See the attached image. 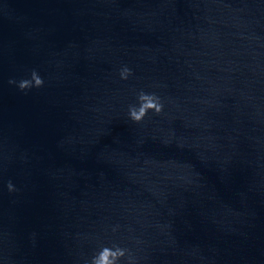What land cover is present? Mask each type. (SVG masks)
<instances>
[{
  "label": "water",
  "instance_id": "95a60500",
  "mask_svg": "<svg viewBox=\"0 0 264 264\" xmlns=\"http://www.w3.org/2000/svg\"><path fill=\"white\" fill-rule=\"evenodd\" d=\"M113 245L264 264V0H0V264Z\"/></svg>",
  "mask_w": 264,
  "mask_h": 264
},
{
  "label": "clouds",
  "instance_id": "9594fccd",
  "mask_svg": "<svg viewBox=\"0 0 264 264\" xmlns=\"http://www.w3.org/2000/svg\"><path fill=\"white\" fill-rule=\"evenodd\" d=\"M129 75H131V70L125 66L121 70L120 76L122 79H127ZM43 83L44 81L39 74L35 70H32L31 79H22L18 82L17 86L21 91H24L32 87H42ZM9 84H17V81L10 79ZM138 102V107L133 105L129 106V118L135 123H140L149 111H153L156 114H160L163 111V104L160 98L154 93L149 94L141 90L138 93ZM7 187L9 192L16 190L11 181H9ZM126 253V249L117 245H113L111 248L103 247L91 258L90 264H118L120 259L125 257Z\"/></svg>",
  "mask_w": 264,
  "mask_h": 264
}]
</instances>
